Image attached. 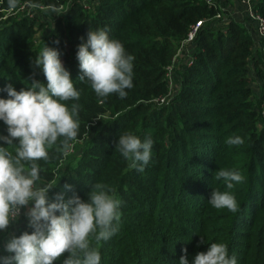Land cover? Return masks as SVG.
I'll return each instance as SVG.
<instances>
[{
  "label": "trees",
  "instance_id": "1",
  "mask_svg": "<svg viewBox=\"0 0 264 264\" xmlns=\"http://www.w3.org/2000/svg\"><path fill=\"white\" fill-rule=\"evenodd\" d=\"M24 3L69 5L39 44L24 15L3 19L0 12V98H8L3 89L9 83L16 91L27 90L30 77L46 85L35 57L44 45L60 52L81 92L78 101L65 102L69 108L80 105L79 135L70 147L83 144L61 166L66 149L58 140L49 160L37 161L42 169L37 183L55 186L48 193L50 202L57 194L65 200L73 195L87 199L98 182L116 190L123 201L120 226L101 241L100 264H179L184 248L193 264L196 253L210 243H226L237 264H264V88L253 97L250 63L256 64L259 78L264 73L245 27L232 18L225 30L217 27L211 19L221 3L209 5L206 0H93L88 10L77 0H19L17 8ZM257 7L264 16V0ZM0 10H9L7 0H0ZM198 22L191 60L169 98L167 69ZM98 28L107 29L109 38L119 40L135 57L133 87L124 98L98 97L90 82L78 79V46L86 43L89 30ZM125 132L153 141L143 172L130 168L115 146ZM0 135H7L3 121ZM235 136L244 143L228 145L227 139ZM0 146L6 145L0 141ZM220 169L239 172L244 179L227 189L222 178L216 179ZM212 190L231 192L238 211L212 207ZM25 231H33L28 223L13 236ZM0 255L10 254L0 246ZM66 256L54 264H62Z\"/></svg>",
  "mask_w": 264,
  "mask_h": 264
},
{
  "label": "clouds",
  "instance_id": "2",
  "mask_svg": "<svg viewBox=\"0 0 264 264\" xmlns=\"http://www.w3.org/2000/svg\"><path fill=\"white\" fill-rule=\"evenodd\" d=\"M18 5L19 0H7L10 11ZM51 11H56L54 6ZM76 57L82 73L78 79L90 82L98 97L116 94L124 98L126 89L133 87L135 57L126 53L119 40L110 39L107 29L89 30ZM34 65L42 70L46 85L30 77L27 90L16 91L9 83L3 89L8 98H0V121L7 130V135H0L6 145L0 146V231L9 229L22 208H27L24 215L33 229L31 234L25 231L7 240L4 251L10 255H0V264H54L65 254L62 264H100L98 249L101 241L118 231L123 201L114 188L100 182L92 185L87 199L73 195L65 200L63 194H57L54 202L49 201L48 193L55 186L37 185L42 171L37 161H48L49 150L58 140L68 149L78 138L80 105L73 103L69 108L65 102L78 101L81 92L58 50L44 45ZM226 143L242 145L244 140L235 136ZM152 145L151 139L142 141L136 134L125 132L115 146L131 162L130 168L143 172L151 160ZM221 178L227 189L244 179L239 172L225 169L216 172V179ZM64 187L70 189L71 185ZM209 203L216 209L238 211L236 198L229 191L212 190ZM93 240L96 246H92ZM200 242L206 241L201 237ZM181 251L179 264H189L187 249ZM193 264H237V260L229 256L226 243H210L206 251L196 253Z\"/></svg>",
  "mask_w": 264,
  "mask_h": 264
},
{
  "label": "rangeland",
  "instance_id": "3",
  "mask_svg": "<svg viewBox=\"0 0 264 264\" xmlns=\"http://www.w3.org/2000/svg\"><path fill=\"white\" fill-rule=\"evenodd\" d=\"M237 0H216L220 5V12L215 16V18L211 19L213 24L217 27L224 28L229 21L230 18L234 19L235 21L241 23L247 33L254 39L255 41V51L254 54L258 59V65H260L261 71L264 73V37L260 36L257 31L254 29L253 21L249 18L247 9L244 7L241 1ZM93 0H77V3L83 7L85 10H88L91 7V3ZM215 2V3H216ZM225 4L223 5L222 3ZM259 0H252V7L254 10L258 11V4ZM68 3V2H67ZM69 4H67L68 6ZM66 7H58L55 12L51 11L52 6H34L29 3H24L20 8L15 10H7L3 13L2 18H7L16 15H24L30 23L33 24V28L35 29L34 39L37 44L43 39L44 35L48 34L50 28L54 22V20L62 13L67 11ZM194 45L183 43V46L180 47L174 58L172 59V63L167 69V79L169 80L168 90H169V98L173 96L179 86L180 81V72L184 68L186 64H188L192 57ZM249 76L251 77L252 81L250 83V87L253 93V97H257L260 92V89L264 88V79L259 78L256 74V64L250 63V70ZM82 142L74 144V147H70L66 149L64 153V159L61 163V166H65L67 163L72 161L80 152ZM38 186H43V183L38 182ZM27 211V208H22L21 213L18 216L17 220L9 227L7 231H0V246H4L6 241L13 236L15 231L24 223H28L27 217L24 213Z\"/></svg>",
  "mask_w": 264,
  "mask_h": 264
},
{
  "label": "built area",
  "instance_id": "4",
  "mask_svg": "<svg viewBox=\"0 0 264 264\" xmlns=\"http://www.w3.org/2000/svg\"><path fill=\"white\" fill-rule=\"evenodd\" d=\"M206 2L209 5H214L216 0H206ZM241 2L244 5V7L247 9L249 18L253 21L254 29L257 31V33L260 36L264 37V16L259 11L253 9L252 0H242ZM199 26H200V22L192 26L190 32L187 34V37L185 38L183 43H188V44L192 43Z\"/></svg>",
  "mask_w": 264,
  "mask_h": 264
},
{
  "label": "crops",
  "instance_id": "5",
  "mask_svg": "<svg viewBox=\"0 0 264 264\" xmlns=\"http://www.w3.org/2000/svg\"><path fill=\"white\" fill-rule=\"evenodd\" d=\"M237 1H238V0H237ZM237 1H236V2H237Z\"/></svg>",
  "mask_w": 264,
  "mask_h": 264
}]
</instances>
